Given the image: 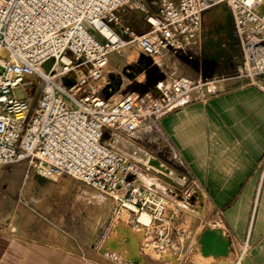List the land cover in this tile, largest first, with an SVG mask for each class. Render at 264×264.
I'll return each mask as SVG.
<instances>
[{"label": "built area", "instance_id": "built-area-1", "mask_svg": "<svg viewBox=\"0 0 264 264\" xmlns=\"http://www.w3.org/2000/svg\"><path fill=\"white\" fill-rule=\"evenodd\" d=\"M219 6L230 12L254 78L264 74V0H159L157 13L144 0H0V165L71 177L163 221L168 192L144 183L151 168L112 143L159 130L160 119L202 87L200 80L169 78L163 65L191 60L205 14ZM136 10L144 14L143 33L124 19ZM129 48L163 78L147 92L139 86L125 94L122 80L107 98L111 56ZM129 67L124 75L133 81L140 66ZM157 250L164 252V243Z\"/></svg>", "mask_w": 264, "mask_h": 264}, {"label": "rangeland", "instance_id": "rangeland-1", "mask_svg": "<svg viewBox=\"0 0 264 264\" xmlns=\"http://www.w3.org/2000/svg\"><path fill=\"white\" fill-rule=\"evenodd\" d=\"M144 3L152 12H158L159 0ZM124 19L138 28V33L147 29L140 11L128 12ZM188 52L191 60L185 56L172 58L163 65L164 72L169 78L186 77L200 80L203 85L199 93L193 91L180 99L175 108L196 99L201 92L226 90L255 79L256 69L244 60L226 8L214 9L195 47ZM147 62L130 48L111 56L109 72L116 76L114 85L119 84V79L124 81L121 94L147 84ZM135 63L140 67L133 72L136 78L131 81L124 72ZM117 141L112 143L115 148H119ZM144 183L151 186L149 179ZM195 195H175L174 206L170 204L161 215L163 221L157 223L151 222V210L121 207L71 177L46 178L27 166L0 165V264H220L213 257H204L201 239L211 228L219 227L225 235L226 231L207 216L200 200L193 199ZM142 214L148 215L147 223L140 221ZM123 229H129L131 236ZM184 229L188 232L183 233ZM160 243L166 249L161 253L157 250ZM7 245H15V257L7 256ZM231 249L229 264H247L244 252L233 246ZM27 251L33 253L29 259L23 257ZM39 251L58 252V257H38ZM170 251L187 252L189 257L173 256Z\"/></svg>", "mask_w": 264, "mask_h": 264}, {"label": "crops", "instance_id": "crops-1", "mask_svg": "<svg viewBox=\"0 0 264 264\" xmlns=\"http://www.w3.org/2000/svg\"><path fill=\"white\" fill-rule=\"evenodd\" d=\"M118 141L121 151L151 168L143 182L149 179L151 186L168 192L172 206L175 195L196 194L193 199L200 200L207 216L224 227L230 248L244 252L247 264H264V74L246 85L201 92L165 114L159 130L136 142ZM14 246L7 245L8 257L16 256ZM169 254L189 257L187 252ZM32 255L27 251L23 257ZM47 256L58 257V252L39 251L38 257Z\"/></svg>", "mask_w": 264, "mask_h": 264}, {"label": "bare ground", "instance_id": "bare-ground-1", "mask_svg": "<svg viewBox=\"0 0 264 264\" xmlns=\"http://www.w3.org/2000/svg\"><path fill=\"white\" fill-rule=\"evenodd\" d=\"M113 87L115 88L116 86L113 83ZM143 223H147L149 221L148 215L142 214L140 218ZM126 234L131 236L130 230L129 229H123ZM230 243L227 238V235L222 233L217 228H211L208 229L202 236L201 239V245L200 249L202 254L206 257H213L215 260L218 259H229L230 256L232 255V250L230 248Z\"/></svg>", "mask_w": 264, "mask_h": 264}, {"label": "water", "instance_id": "water-1", "mask_svg": "<svg viewBox=\"0 0 264 264\" xmlns=\"http://www.w3.org/2000/svg\"><path fill=\"white\" fill-rule=\"evenodd\" d=\"M143 58H145V57H143ZM145 59H147V61H148L147 62L148 65L146 67V73L148 74L149 79H148V82H147L146 85L141 86L142 87L141 88L142 92L149 91V89L151 87H153L158 82L159 79L163 78V74L159 71V69L157 67H155V66L151 67L152 61L150 59H148V58H145ZM129 69H134V67L130 66ZM129 76L131 78H134V75H129ZM114 77H116V76L115 75H111L112 80H114L113 79ZM121 84H122V80L119 79V84L115 88L112 85L113 92H108L107 90L105 91L106 97L107 98L110 97L112 93L117 91L120 88Z\"/></svg>", "mask_w": 264, "mask_h": 264}]
</instances>
